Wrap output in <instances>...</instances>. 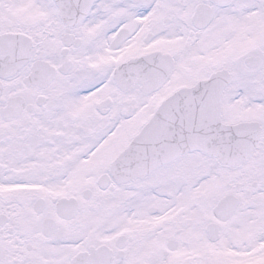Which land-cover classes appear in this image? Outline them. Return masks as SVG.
<instances>
[{
	"label": "snow or ice",
	"instance_id": "6c2138e0",
	"mask_svg": "<svg viewBox=\"0 0 264 264\" xmlns=\"http://www.w3.org/2000/svg\"><path fill=\"white\" fill-rule=\"evenodd\" d=\"M0 264H264V0H0Z\"/></svg>",
	"mask_w": 264,
	"mask_h": 264
}]
</instances>
